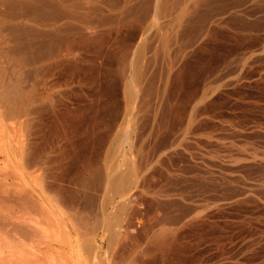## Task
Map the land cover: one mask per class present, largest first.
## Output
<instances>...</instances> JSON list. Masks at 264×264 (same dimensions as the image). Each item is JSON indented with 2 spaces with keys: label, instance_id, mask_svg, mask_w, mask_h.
<instances>
[{
  "label": "rangeland",
  "instance_id": "374dc122",
  "mask_svg": "<svg viewBox=\"0 0 264 264\" xmlns=\"http://www.w3.org/2000/svg\"><path fill=\"white\" fill-rule=\"evenodd\" d=\"M9 121L58 264H264V0H0Z\"/></svg>",
  "mask_w": 264,
  "mask_h": 264
},
{
  "label": "bare ground",
  "instance_id": "6f19581e",
  "mask_svg": "<svg viewBox=\"0 0 264 264\" xmlns=\"http://www.w3.org/2000/svg\"><path fill=\"white\" fill-rule=\"evenodd\" d=\"M3 122H0V264H56L55 254L60 252L55 244L56 214L51 201L39 195L24 176L23 128L12 121ZM65 236L70 237L71 231ZM67 242L68 249L71 243Z\"/></svg>",
  "mask_w": 264,
  "mask_h": 264
}]
</instances>
